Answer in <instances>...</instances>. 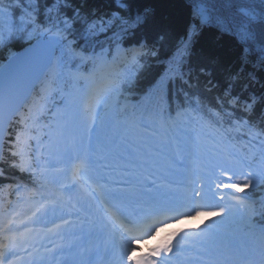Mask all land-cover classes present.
<instances>
[{"label":"snow or ice","instance_id":"obj_1","mask_svg":"<svg viewBox=\"0 0 264 264\" xmlns=\"http://www.w3.org/2000/svg\"><path fill=\"white\" fill-rule=\"evenodd\" d=\"M189 3L166 69L150 76L175 24L151 5L110 0L101 12L89 0H0V264H69L58 258L78 249L72 264H93L91 248L105 264H218L228 233L264 221V0L240 9L238 22L206 0ZM205 32L230 48L198 47ZM101 34L107 50L77 43ZM71 60L76 79L94 83L99 68L105 83L86 100L69 98L54 135L35 105L25 107L23 86ZM89 64L82 77L78 65ZM133 73L146 83L130 120L123 92ZM158 125L171 133L166 143L148 135ZM185 154L187 175L174 170ZM259 234L245 258L258 252L264 264V226Z\"/></svg>","mask_w":264,"mask_h":264},{"label":"trees","instance_id":"obj_2","mask_svg":"<svg viewBox=\"0 0 264 264\" xmlns=\"http://www.w3.org/2000/svg\"><path fill=\"white\" fill-rule=\"evenodd\" d=\"M137 3L140 6L145 4L151 5L155 8L158 15H164L171 17L174 24V37L171 41L165 44V47L160 50L159 56L156 57L157 62L152 64L150 69V76H155L157 73H162L167 67L166 57H169L173 51V45L178 44L182 38L183 26L185 21L188 19L189 9L191 7L189 0H137ZM206 4L209 9L212 10L213 14L221 15L228 20L233 22H238L240 19V9L245 7H256L259 9L260 4L259 0H206ZM89 5L99 9L101 12L107 11L110 5V0H89ZM105 40L103 34L92 37L87 42L83 39L77 38V43L84 46L87 51L90 46L97 41ZM129 40H125L126 43ZM216 46L221 51L229 49L231 46V41H217L212 33L205 32V35L201 38L200 45L198 47H209ZM3 63V59L0 58V64ZM138 73H135V77L138 76ZM146 83L143 77H140L137 81L134 80L133 84L127 89L128 99L130 101L138 99L140 95L141 88ZM19 183H25L24 180H20ZM264 189V186H261ZM264 192H257L256 197L259 198ZM256 220L258 222L259 228L264 226V221L261 220L259 215H256ZM259 228H255L251 233L257 234Z\"/></svg>","mask_w":264,"mask_h":264},{"label":"rangeland","instance_id":"obj_3","mask_svg":"<svg viewBox=\"0 0 264 264\" xmlns=\"http://www.w3.org/2000/svg\"><path fill=\"white\" fill-rule=\"evenodd\" d=\"M76 87H77V86H76ZM73 88H75V86H74ZM75 93H76V92H74L72 95L67 94V98H68V99L66 100V102H68V101H69V98L72 97ZM37 103H38V101H35V102L33 103V105H35V106L40 110V106H39ZM63 110L68 111V105H67V107H64ZM57 121H58V124H60V125L63 124V118L58 117ZM140 131H141V132H144L145 130H144V129H140ZM229 240L231 241V239L227 236V238L225 239V250H224V251H226V250L228 249L227 244H228ZM240 247H241V246H240ZM230 251H232V249H230ZM256 255L259 256V253L257 252ZM237 256H238V253H237ZM259 261H260V257H257V258L253 261V264H259Z\"/></svg>","mask_w":264,"mask_h":264},{"label":"water","instance_id":"obj_4","mask_svg":"<svg viewBox=\"0 0 264 264\" xmlns=\"http://www.w3.org/2000/svg\"><path fill=\"white\" fill-rule=\"evenodd\" d=\"M40 81L39 79H30L28 81H26V83L23 86V98L28 100L30 94L32 93V91L34 90L35 86L38 84V82Z\"/></svg>","mask_w":264,"mask_h":264}]
</instances>
